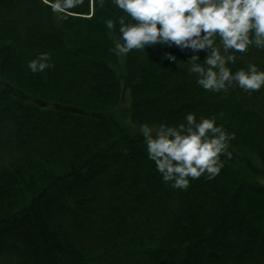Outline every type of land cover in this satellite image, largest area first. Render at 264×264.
I'll list each match as a JSON object with an SVG mask.
<instances>
[{
  "label": "trees",
  "instance_id": "trees-1",
  "mask_svg": "<svg viewBox=\"0 0 264 264\" xmlns=\"http://www.w3.org/2000/svg\"><path fill=\"white\" fill-rule=\"evenodd\" d=\"M119 14L0 0V264H264V86L205 90L174 45L117 57L103 21ZM236 56L264 68V49ZM189 111L232 133V155L179 189L130 122Z\"/></svg>",
  "mask_w": 264,
  "mask_h": 264
},
{
  "label": "clouds",
  "instance_id": "clouds-1",
  "mask_svg": "<svg viewBox=\"0 0 264 264\" xmlns=\"http://www.w3.org/2000/svg\"><path fill=\"white\" fill-rule=\"evenodd\" d=\"M82 0H42L53 13L65 16ZM103 6L105 0H95ZM119 15L104 19L112 38L111 51L117 57L146 46L178 47L186 51L187 71L205 90L244 91L264 86V68L248 63L233 69L237 53L250 47L264 49V0H111ZM204 52L203 59L200 53ZM190 53V54H189ZM162 59L178 63L177 56L164 53ZM28 69L43 72L51 67L49 53L28 61ZM136 130L143 138L147 158L162 181L185 189L190 179L202 174L214 177L223 167L221 156L230 158L232 133L214 116L185 113L182 121L140 123Z\"/></svg>",
  "mask_w": 264,
  "mask_h": 264
},
{
  "label": "rangeland",
  "instance_id": "rangeland-1",
  "mask_svg": "<svg viewBox=\"0 0 264 264\" xmlns=\"http://www.w3.org/2000/svg\"><path fill=\"white\" fill-rule=\"evenodd\" d=\"M127 96H128V94H127ZM130 124H131V126H130L131 128H133L134 126H136V125H133L132 122H130Z\"/></svg>",
  "mask_w": 264,
  "mask_h": 264
}]
</instances>
